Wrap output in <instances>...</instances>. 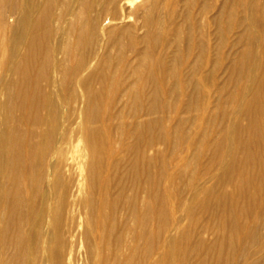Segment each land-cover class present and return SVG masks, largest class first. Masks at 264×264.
Wrapping results in <instances>:
<instances>
[{
	"label": "bare ground",
	"instance_id": "1",
	"mask_svg": "<svg viewBox=\"0 0 264 264\" xmlns=\"http://www.w3.org/2000/svg\"><path fill=\"white\" fill-rule=\"evenodd\" d=\"M197 1L0 0V264H48L29 258L43 248L31 240L45 236L52 264H71L76 245L60 253L63 231L45 230L48 219H62L60 205L72 219L83 211L85 235L101 241L91 228L100 213L94 191L81 197L87 186L102 195L100 206L116 212L123 204L125 230L130 222L141 229L157 224L165 240L151 257L186 222L191 235L204 241L213 233L214 246H227V264H264L262 7L259 0H210L205 11H195ZM245 5L249 14L234 18ZM68 111L70 124L61 132ZM115 119L118 138L107 129ZM43 138L50 154L38 170L28 156ZM82 140L77 157L73 148ZM15 159L17 175L7 172ZM4 206L11 220L3 229ZM68 230L73 238L75 229ZM137 238L127 241L131 258ZM106 252L98 264L110 263Z\"/></svg>",
	"mask_w": 264,
	"mask_h": 264
},
{
	"label": "rangeland",
	"instance_id": "2",
	"mask_svg": "<svg viewBox=\"0 0 264 264\" xmlns=\"http://www.w3.org/2000/svg\"><path fill=\"white\" fill-rule=\"evenodd\" d=\"M259 2H260V6L262 7L261 8V15H263V19H264V0H259ZM207 4H210V0H198L196 3H195V6L196 7H194L195 8V11H199V10H204L205 8H207L206 7V5ZM232 6H236V5H232ZM245 7V9L243 10V8ZM237 9H239V10H237ZM237 9H235V13L236 14H234L233 13V15L235 16L236 15V17H234V18H236V19H241V18H243L244 16H246V15H248L249 14V10H247L246 11V9H248L247 8V6L245 5V6H240V8H239V6L237 7ZM241 9H242V11H241ZM237 10V11H236ZM205 11V10H204ZM240 12V13H239ZM244 12H247L246 13V15H245V13ZM210 15V14H209ZM238 16V17H237ZM239 21V20H238ZM128 51V52H127ZM125 53H126V55L128 56V57H131L132 56V52L130 51V49H128V48H126L125 49V51H124ZM131 53V54H130ZM211 65H209V68L211 69V67L213 68V63H210ZM211 66V67H210ZM121 101V100H120ZM119 104V105H118ZM117 105H118V107L120 108V107H122L123 106V101H121V102H119V100H117ZM66 110V109H65ZM65 112H67V111H65ZM65 115H67V116H65ZM62 117L63 118H65V119H63L62 118V120H61V122H60V127L59 128H61L60 129V131L61 132H63V131H66L67 129H68V127H69V118H71V115L69 114V111H68V113H66V114H64V116L62 115ZM66 119H68V120H66ZM65 120V121H64ZM63 121H64V123H63ZM67 121V122H66ZM69 123V124H68ZM113 123V125L111 124V126H108V130L110 131V132H112L114 135H115V137L116 138H118V132H117V129L118 128H116V127H118L119 126V124H118V121H116V119L112 122ZM115 123H117V124H115ZM68 125V126H67ZM113 126V127H112ZM110 127H111V129L112 130H110ZM114 128H116V129H114ZM64 129V130H63ZM66 129V130H65ZM106 128H105V133L107 132L106 130H107ZM114 130H115V132H114ZM104 131V130H103ZM83 141V142H82ZM82 141H80L79 143H77L76 144V146L73 148L74 149V154L75 155H77V157H79L80 155H82V153H84V151H81V149L83 150L84 148H85V140H82ZM42 142H44V144L42 143ZM84 143V144H83ZM83 144V145H82ZM42 145V146H41ZM45 146V148H42V147H44ZM24 146H22V147H19L18 148V151H20V150H22L23 151V148ZM35 147L37 148H35L34 149V151H33V153H32V156H28V157H30L29 158V160H31V162H30V165L33 163V165L32 166H34L35 168H37L38 170L41 168V166H42V158H45V156H49V152L50 151H47V153H45V149H46V140H45V138H43V139H41L40 140V142H38L36 145H35ZM39 147H40V149H39ZM42 148V149H41ZM79 148H81L80 149V153H79V151H78V149ZM39 149V150H38ZM44 149V150H43ZM120 148H118V151L120 152L121 150H119ZM35 150H37V151H35ZM77 150V151H76ZM39 151H40V153H39ZM77 152L79 153V154H77ZM43 153L45 154V155H43ZM23 154H25V153H23ZM91 154V153H90ZM34 156V158H32ZM91 156V155H90ZM42 157V158H41ZM38 158V159H37ZM88 159L89 158H85V162L86 161H88ZM33 160H34V162H33ZM36 160V161H35ZM40 160V161H39ZM44 160V159H43ZM16 161H18L17 159H15V161H11L10 163H9V165L7 166V172H10V174H15L16 173V175L19 173L18 171L19 170H21V167L19 166V162H16ZM38 163V164H37ZM36 164V165H35ZM14 165V166H13ZM9 166H10V168H9ZM16 166H17V168H16ZM19 166V167H18ZM15 168L16 169H18L17 170V172H15L16 170H15ZM27 178V177H26ZM26 180H28V178L26 179ZM88 185V184H87ZM87 185H84L83 186V189L87 186ZM29 186V185H28ZM39 186V187H38ZM63 187V190H62V187ZM37 187L39 188L38 190H39V192H38V190H37ZM41 185H40V183H39V185H37L36 186V193L35 194H37V197H36V195H35V199H34V202H33V204H34V206H33V213H34V217L37 215V213H38V211H36V210H38L39 209V201H40V197H41V194H42V191H43V189L41 190ZM64 187H65V185H64V183L62 182L61 183V185H60V188H58V190H57V194L59 195V196H61L59 193L61 192V194H63L62 192L64 191ZM86 188H87V191H86ZM84 190H83V193H82V195H81V197H85V196H87L88 194H89V192L90 193H92L93 191V193L92 194H94L95 195V198L97 199L96 200V202L98 203V205H97V207L95 208L96 209V212L98 213V211H100V213H98V214H96L94 217V223H93V226L91 227V228H93L94 229V234H98V233H100L99 235L100 236H102L103 238H105V240L103 239V238H101V241H99L98 240V238H95V236L94 237H90V238H88L86 235H85V232H86V230H87V227L89 226L88 224H87V222H88V216L85 214V217H83L84 216V212L82 211V213L80 212L79 213V215H80V217H79V215H77V214H75V215H77V216H74V218L72 219L71 217H72V215L70 214V211H69V209L67 208V207H63L62 205H60V207H59V210L61 211V212H63V211H65L64 213H62V214H60V211H59V216H60V218L62 217V219L59 221V222H57V223H51V220L50 219H48V221L46 222V229L45 230H49L50 229V231H54L56 234H57V236H58V234H62V231H63V237L61 238V236L59 235V238H57V244H58V247L60 248H58L59 249V251H60V253H62L63 252V250L65 251H67L68 249H69V246L71 245L72 246V244H74V245H76V246H74V247H71L73 250H72V256H71V264H98V262H99V258H100V256H99V252L101 251V249H102V252H103V250H105V252L107 251V249H108V251L106 252V254L107 255H109V257H110V263L109 264H147L148 262L150 263V259H151V264H157V261H158V264H227V262H226V258H227V254H228V249H227V246H214L213 244L215 243V240H216V236L212 233V234H210L209 235V237H207L206 238V240H204V241H202L201 240V237L198 235V234H193V235H191L192 234V232H190L189 230L191 229V228H189V229H187V231H189V232H187V231H185L184 229H185V226H186V228H188L189 226H187L186 225V222L183 224L184 225V229H180L181 231H178V233H176L175 234V236H177V237H175V239H174V242L172 241V243H169L168 244V242L167 241H164V247L162 248L163 250H161V253H157V255H156V253H154V256L153 257H151L152 255H153V253H152V249H154L157 245L156 244H160V243H162L163 242V240H165V239H163V238H161V237H163V234H164V232H160L161 230H160V228L157 226V224H154V225H146V226H144L145 228H147V229H145V228H137V224L134 222V223H131L130 222V229H128V230H125L126 228H125V225L124 224H126L127 222V220H128V217H129V215H127L128 213H126V211H125V207H122V205L123 204H120V205H118V207H117V209H116V212H113V211H115V209L113 208V207H111V206H103V205H101L100 206V203H101V200H102V195L101 194H99L100 192L99 191H97V189H94L95 187H91V188H89V186H87ZM61 189V191H59ZM89 189V190H88ZM114 189V188H113ZM89 191V192H88ZM85 192V193H84ZM115 193V191H113L112 190V194H114ZM83 194H84V196H83ZM87 194V195H86ZM97 194H98V197H97ZM58 196V197H59ZM63 196H64V194H63ZM62 196V197H63ZM101 196V197H100ZM63 198H65V197H63ZM63 198H61V197H59V200L62 202V200H63ZM99 198V199H98ZM39 199V200H38ZM36 200V201H35ZM175 203V198H172V200H171V204H174ZM36 204H38V205H36ZM36 205V206H35ZM37 206H38V208H37ZM62 206V207H61ZM65 206H67V205H65ZM5 207V206H4ZM4 207L3 208H1V209H4ZM104 207V208H103ZM172 208H173V205L171 206ZM67 208V209H66ZM106 208V209H105ZM112 208V209H111ZM99 209V210H98ZM121 209H122V211H121ZM2 211V213H4V215L1 217L2 218V222H1V227H3V229H4V227H6L8 224H9V222H10V218H9V216H10V213H9V209L7 208V207H5V211H3V210H1ZM35 211H36V213H35ZM108 211V212H107ZM119 211H121V214L119 213ZM105 212V213H104ZM117 212L120 214H117ZM7 213V214H6ZM104 213V214H103ZM123 213H125V215L126 216H124V214ZM183 213H184V211H183ZM65 214H67L66 216H67V218H65L64 219V216H65ZM107 216H106V215ZM112 214H114V217L112 216ZM82 216V217H81ZM101 216H102V220H101ZM121 216V217H120ZM75 217H76V220L74 221V219H75ZM77 217H79V218H77ZM97 217V218H96ZM124 219H123V218ZM5 218V219H4ZM9 218V219H8ZM59 218V219H60ZM70 218L73 220V222L72 221H69L70 220ZM103 218H104V220H103ZM114 218V219H113ZM67 219V220H66ZM86 219V220H85ZM112 219V220H111ZM65 220V221H64ZM69 221V222H68ZM83 221V222H82ZM123 221H124V223H123ZM61 222V223H60ZM71 222H72V224H71ZM79 222V223H78ZM85 222H86V224H85ZM96 222V223H95ZM98 222H99V224H100V226L98 225ZM101 222V223H100ZM103 222V223H102ZM48 223H49V225H48ZM75 223V224H74ZM111 223V224H110ZM120 223V224H119ZM63 224V225H62ZM80 224H82L81 226H80ZM85 224V225H84ZM103 224V225H102ZM122 224V225H121ZM134 224V225H133ZM51 225V226H50ZM53 225V226H52ZM67 225H69V226H66ZM75 225H76V227H77V230H76V228H75ZM87 225V226H86ZM95 225V226H94ZM132 226H133V228H135V230L132 228ZM135 226V227H134ZM155 226H157V227H155ZM64 227H66V228H64ZM72 227H74V228H72ZM82 227V228H81ZM84 227H86L85 229H84ZM101 227V228H100ZM104 227V228H103ZM108 227H109V229H108ZM123 229H122V228ZM155 227V228H154ZM111 228H112V230H111ZM150 228H151V230H150ZM182 228V227H181ZM261 228L262 229H264V224H261ZM56 229H58V230H56ZM66 229V230H65ZM68 229H75V231H76V234H74L73 235V238H72V236H67L68 234H67V231H69ZM78 229L80 230V234H79V231H78ZM103 229H105V230H103ZM114 229V230H113ZM158 229L160 230V231H158ZM47 230V231H48ZM97 230V231H96ZM99 230V231H98ZM101 230V231H100ZM125 230V231H124ZM142 230V231H141ZM145 230V231H144ZM151 232H150V231ZM105 231V232H104ZM112 231V232H111ZM122 231H124V232H122ZM144 231V232H143ZM152 231H154V232H152ZM183 231V232H182ZM58 232V233H57ZM101 232H102V235H101ZM110 232V233H109ZM160 232V233H159ZM112 233H113V235H112ZM119 234L120 236H118L117 234ZM124 233V234H123ZM131 233V234H130ZM146 233H148V234H146ZM149 233H150V235H149ZM157 233V234H156ZM158 233L160 234V235H158ZM162 233V234H161ZM191 233V234H190ZM78 234H79V236H78ZM83 234V235H82ZM104 234V235H103ZM105 234H106V236H105ZM108 234V235H107ZM144 234V235H143ZM152 234H153V236H152ZM186 234H187V236L189 235V237H187L186 236ZM76 235V236H75ZM80 235H82L81 236V238L82 239H80L79 237H80ZM109 235H111V236H109ZM130 235V236H129ZM147 235H149L150 237H146ZM179 235H180V237H179ZM185 235V236H184ZM108 236V237H107ZM116 236V237H115ZM140 236H142V237H140ZM148 239V240H150V241H148L145 237ZM157 236V238H155ZM159 236H160V240L158 239L159 238ZM78 237V238H77ZM112 237V238H111ZM121 237V238H120ZM126 238V239H124V238ZM128 237V238H127ZM135 237H140L139 238V242L137 243L138 244V250H137V252H136V254H135V257L134 258H131L130 256H128L127 255V247L129 248V243H130V245L132 244V242L134 241H132V238H134L135 239ZM179 237V238H178ZM184 237V238H183ZM75 238V239H74ZM84 238H85V240H84ZM111 238V239H110ZM137 238V239H138ZM141 238H142V240H141ZM153 239V241H152V239ZM177 238V239H176ZM45 239V240H44ZM90 239H92L91 241H90ZM120 239V240H119ZM131 239V241H129V243L127 242L128 240H130ZM157 239V240H156ZM179 239V240H178ZM62 240V241H61ZM78 240V241H77ZM103 240V241H102ZM111 242H110V241ZM114 240V241H113ZM126 240V241H125ZM146 240H147V242H146ZM181 240V241H180ZM77 241V242H76ZM79 241H81V242H79ZM85 241H87V243L85 242ZM91 243H90V242ZM97 241H98V243L99 244H97ZM108 241V242H107ZM145 241V242H144ZM152 241V242H151ZM178 241V242H177ZM31 242H32V246L34 247L35 245H36V247H37V245H40V244H42V243H40V242H43V244L41 245L43 248L41 249V251L42 250H44L43 251V255L41 254L42 252L41 251H35L33 254L34 255H31L29 258H30V260L31 261H34V259H36V260H38V259H40V257H44V259H45V261H47L48 262V264H52V253H50L49 252V250H47V248H48V244H49V240H48V237L47 236H45V237H43L39 242H34V240H31ZM64 242H68L67 244H68V246L66 245V243H64ZM118 242H120L121 244H124V245H122L121 246V244L120 243H117ZM148 242H149V244H148ZM151 242V243H150ZM177 242V243H176ZM35 243H38V244H35ZM40 243V244H39ZM78 243V244H77ZM106 243V244H105ZM140 243H143V244H140ZM60 244V245H59ZM70 244V245H69ZM89 244V245H88ZM92 244H94V245H92ZM100 244H102V245H100ZM111 244V245H110ZM117 244V245H116ZM120 244V245H119ZM79 245V246H78ZM86 245H87V247H86ZM91 245V246H90ZM100 245V246H99ZM107 245V246H106ZM114 245L115 246H119V247H114ZM126 245H128V246H126ZM140 245H141V247L142 248H140ZM168 245V246H167ZM170 245V246H169ZM172 245V246H171ZM177 245V246H176ZM65 248H64V247ZM67 246V247H66ZM93 246V247H92ZM173 246H174V248H173ZM79 247V248H78ZM89 247V248H88ZM98 247V248H97ZM108 247V248H107ZM169 247H171V253L172 254H170L169 255V258H165V256H166V253H167V250H168V248ZM63 248V249H62ZM90 248L91 249H93V250H90ZM96 248V249H95ZM118 248H119V250H118ZM123 248V251H124V255H125V257H124V255H122L121 254V252H120V250ZM124 248H126V250L124 249ZM146 249V251H145V249ZM90 251H88V250ZM143 249V250H142ZM253 250V249H252ZM48 251V252H47ZM75 251V252H74ZM77 251H78V253H77ZM92 251V252H91ZM93 251H95V252H93ZM115 251H116V253H115ZM140 251V252H139ZM37 252V253H36ZM47 252V253H46ZM110 252V253H109ZM126 252V253H125ZM144 252H146L145 254H144ZM164 253V255H162L163 253ZM36 253V254H35ZM74 253V254H73ZM88 253V254H87ZM114 253L116 254V256H114V257H112L113 255H114ZM143 253V254H142ZM78 255L77 257H76V255ZM219 254H221V256H223L222 257V259H221V261H219L218 262V255ZM79 255H80V257H79ZM98 257H97V256ZM111 255V256H110ZM121 255V256H120ZM127 255V256H126ZM118 256H120L121 257V261H120V257L118 258ZM140 256V257H139ZM39 257V258H38ZM115 257H117V258H115ZM127 257H128V259L130 260H128L127 259ZM130 257V258H129ZM75 258H76V262L74 261L75 260ZM81 258V259H80ZM138 260H137V259ZM148 258V259H147ZM155 258V259H154ZM74 259V260H73ZM97 259V260H96ZM117 259H119L118 260V262H115V261H117ZM125 261H124V260ZM133 259V260H132ZM155 260V262H154V260ZM164 259V260H163ZM166 259V260H165ZM78 260H79V262H78ZM81 260V261H80ZM115 260V261H114ZM142 260V261H141ZM97 261V263H95ZM114 263H113V262ZM124 261V262H123ZM128 261V262H127ZM133 261V262H132ZM137 261V262H136ZM146 262V263H144V262ZM120 262V263H119ZM130 262V263H129ZM141 262V263H140ZM263 263V262H262ZM239 264H243V261L242 260H240L239 261Z\"/></svg>",
	"mask_w": 264,
	"mask_h": 264
}]
</instances>
